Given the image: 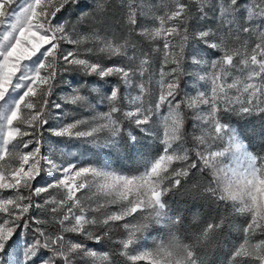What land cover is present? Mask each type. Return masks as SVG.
<instances>
[{
	"label": "snow or ice",
	"instance_id": "snow-or-ice-1",
	"mask_svg": "<svg viewBox=\"0 0 264 264\" xmlns=\"http://www.w3.org/2000/svg\"><path fill=\"white\" fill-rule=\"evenodd\" d=\"M84 4L0 0V193H9L0 195V264H120L119 257L125 264H209L236 216L245 217L243 242L226 264H264V154L250 151L243 129L225 119H264V0H161L157 8L92 0L76 17L88 34L58 18ZM117 9L120 31L110 23ZM65 43L75 47L62 51ZM69 70L81 72V82H67L58 101L59 77ZM112 77L118 82L104 88L101 81ZM185 79L204 90L182 92ZM189 113L200 129L191 140ZM43 131L61 138L57 144L80 143L45 154ZM87 153L91 159H80ZM128 161L133 168L121 171ZM45 173L52 175L40 185ZM172 197L217 210L187 243L175 232L188 231V210ZM51 221L58 231L45 227ZM113 226L126 232L118 253L67 238L100 243ZM150 228L167 238L143 247ZM22 231L31 233L23 246Z\"/></svg>",
	"mask_w": 264,
	"mask_h": 264
},
{
	"label": "trees",
	"instance_id": "trees-1",
	"mask_svg": "<svg viewBox=\"0 0 264 264\" xmlns=\"http://www.w3.org/2000/svg\"><path fill=\"white\" fill-rule=\"evenodd\" d=\"M92 0H85V4L81 5L80 8H69L67 10L62 11L61 13L58 14L59 19H68V17L73 16L74 14L76 15L78 11L81 10V8L84 11H90L88 7L85 5L91 4ZM115 3L119 5L120 0H115ZM195 15V13H194ZM110 23L114 26L116 31H120L121 25H120V11L117 9L116 13L113 15ZM191 23V21H190ZM200 23H203L202 21ZM80 25V24H79ZM80 27H84L86 30H89V25H80ZM133 40L136 38L133 37ZM145 44H148L147 41H145ZM147 50V49H145ZM207 58V56H206ZM81 76L82 73L79 71H72L69 70L67 72H62L61 76L59 79L61 81L63 80H69V81H75V82H81ZM88 80H99L98 77H84V81ZM118 82L117 77H112L109 78L108 80L101 81V84L103 85L104 88H108L113 86ZM98 87L99 85H94ZM151 86V85H149ZM188 86L187 79H185L182 82V92L184 89ZM59 88V85H58ZM87 94V93H84ZM57 95V94H56ZM96 93H92V96H95ZM91 98V97H90ZM226 121L231 123L232 127L239 129H243L244 134L247 136V139L245 140V143L249 145V150L253 151L254 153H259V154H264V119H261L259 117L252 118V117H240L236 114H227L225 117ZM195 121L192 115L189 113L187 115L186 119V135L189 140L195 135H199V129L198 127H194ZM162 128V125H161ZM45 139L50 142L54 148L56 147H62L64 148L65 151H69L67 148V144L71 143L74 145H79V141H64L62 144H57L56 140L61 139V138H54L51 136V134L47 131L42 132V137L41 141H44ZM149 143H152V141H149ZM11 150V147H10ZM70 151L73 154H78L79 152L83 151V146L80 147H73L70 149ZM71 159V157H68ZM82 160H88L91 159V154L87 153L83 156L80 157ZM125 163L124 168L120 169L121 171H128L133 168V163L131 161L128 162H123ZM16 164V161L13 163V166ZM115 166V165H114ZM40 185H44L45 182H42V180L39 181ZM9 193L7 192H2L0 195H8ZM190 200L191 198L189 197H172L171 200H176L177 207L181 209H187V218L184 221V225L187 227L188 231H184L181 229L180 231H176L175 235L179 237L182 241L185 243L189 242L186 237L190 233H197L199 232V229L206 223L208 222L212 217L216 216L217 210L215 209V206H213V209L210 211L207 203L203 201H196L195 203L197 205L203 204V207H193L191 203H180V201L183 200ZM170 200V203H171ZM36 215L45 217L49 220H51L50 216H47V214L42 211V210H37L35 211ZM231 219V218H230ZM245 219L243 216H236L234 220H232V225L231 227H226L224 236H223V244L222 245H217V247L213 248L210 250L208 259H209V264H226V254L229 252V250L232 248L234 245H238L239 243L243 242V232H242V221ZM133 223H137L138 221L132 220V218H128ZM122 224L123 222H119ZM45 227L50 230V231H58L59 230V224L56 223L55 221H51L49 224L45 225ZM154 227H160L159 225L154 226ZM93 231H97L96 229H93ZM102 231V230H101ZM150 233V234H149ZM126 236V232L122 227H116L113 226L111 229H109V237H105L102 239L100 243H96L94 240H88L84 237H77L75 234H67V238L71 239L72 241H78L82 240L84 243H86L90 248H93L94 250L98 252H112L116 251L118 253L119 251V245L118 241L121 239H124ZM31 233H26L22 231L17 238L18 243L23 246V243L25 242L26 238H30ZM162 238H167L166 232H156L153 231V228H150L148 232L144 233V238L141 240V245L143 243H153V241H158L159 239ZM120 264H125V258L119 257ZM140 264H146V262H140Z\"/></svg>",
	"mask_w": 264,
	"mask_h": 264
},
{
	"label": "rangeland",
	"instance_id": "rangeland-1",
	"mask_svg": "<svg viewBox=\"0 0 264 264\" xmlns=\"http://www.w3.org/2000/svg\"><path fill=\"white\" fill-rule=\"evenodd\" d=\"M160 4H161V0H145V6H146V8H148V7L157 8V7L160 6ZM85 12H87V11H85ZM79 13H80V11H78V13L76 15L74 14L73 16L68 17V19L66 17V19H64V20H67V21H70L73 24H76V31H78V32H80L82 34H88V30H86L84 27H80V25L76 21V17L79 15ZM120 16H121V13H120ZM59 20L64 21L62 19H59ZM209 26L210 27H215V25H209ZM90 43H91V41H86L84 44L81 45V47L83 48L85 46H88ZM147 43L149 44L150 42L147 41ZM74 47H75L74 45H70V44H66L65 43V44L62 45V51H65L66 52L68 50L73 49ZM113 59H117V58H113ZM107 62L108 61L106 60L105 63H107ZM67 82H72V81L63 80L62 83L59 84V88H58L57 93H56L57 94L56 95V99L58 101H59L60 98H62V96L64 94L62 92V89H64V88L67 87ZM187 83H188V86L184 89L183 92L188 93L189 95H195L197 90H204V87L202 86L203 85V82H199V81L194 82L193 80H188L187 79ZM199 132H200V129H199ZM25 139H27V138H25ZM50 146L54 148V146L50 142H48L47 139H45L44 141H42V151L45 154H48L49 153ZM14 162H15V160H12L9 163H10V165L13 166V163ZM224 163H225V165H228V166L234 165V161H232L230 159H225L224 160ZM3 170H6V167L4 166V164L2 162H0V171H3ZM44 175H45V179H42V182H45V184H46L48 182L47 181V177L49 175H52V174L45 173ZM82 199H86V197L82 196ZM125 238H126V236H125ZM141 246L151 248L153 246V243H143Z\"/></svg>",
	"mask_w": 264,
	"mask_h": 264
}]
</instances>
